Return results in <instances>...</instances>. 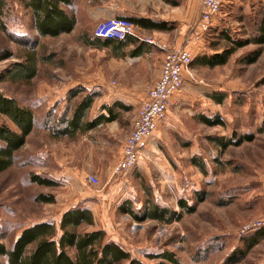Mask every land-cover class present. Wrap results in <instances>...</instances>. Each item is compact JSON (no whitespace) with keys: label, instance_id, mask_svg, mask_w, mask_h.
I'll return each mask as SVG.
<instances>
[{"label":"rangeland","instance_id":"1","mask_svg":"<svg viewBox=\"0 0 264 264\" xmlns=\"http://www.w3.org/2000/svg\"><path fill=\"white\" fill-rule=\"evenodd\" d=\"M6 1L12 37L0 31V56L11 55L0 57V92L31 108L35 127L16 152L14 164L0 173V242L10 247L24 226L57 220L69 208L87 206L96 227L104 228L107 238L143 264L161 262L156 256L165 251L182 264H264V238L245 258L230 261L258 231L241 234L242 227L264 220V44L250 40L261 34L264 0L228 1L203 34L194 59L235 46L232 41L244 45L223 65L189 66L175 103L138 164L117 176L113 168L122 158L141 105L127 99L128 91L149 89L157 82L165 50L182 46L198 24L201 0H72L63 8L75 16V28L58 36L39 35L23 0ZM111 16L143 17L166 29L135 26L139 42L128 44L120 54L111 47L86 44L96 26ZM142 40L148 45L134 58L132 51ZM258 49L255 62L244 61ZM30 51L38 58L36 76L29 82L3 79ZM79 87L85 91L70 99V90ZM87 92L98 93L89 118L108 114L106 107L115 102L128 109L115 104L116 120L73 138L54 137L51 127ZM0 122L15 128L2 114ZM214 138L230 144L222 147ZM33 174L55 185L32 182ZM89 174L98 177L97 185L87 181ZM146 190L159 206L181 212V219L139 221L120 211L126 200L141 210ZM41 193L53 194L55 201H38ZM180 200L194 211L182 209ZM259 231L264 235V226ZM0 264H8L7 259L0 256Z\"/></svg>","mask_w":264,"mask_h":264},{"label":"trees","instance_id":"2","mask_svg":"<svg viewBox=\"0 0 264 264\" xmlns=\"http://www.w3.org/2000/svg\"><path fill=\"white\" fill-rule=\"evenodd\" d=\"M23 5L29 10L34 28L42 36H58L62 33L71 32L76 25L75 16L69 14L63 5H71L72 0H23ZM7 11V1L0 0V31L7 33L8 30L5 15ZM122 17V16H119ZM126 17L134 26L144 28L166 29L162 24H156L143 17ZM261 34L259 38H251L255 43L264 44V19L260 25ZM223 32V31H222ZM228 39L229 34L225 31ZM12 35V34H11ZM12 37V36H10ZM231 39V38H230ZM142 40L139 47L135 48L132 56L141 55L143 46L148 45ZM88 45L97 47H111L117 54L123 51L128 44L138 43V37L132 34L127 35L125 39L102 38L94 34V38L86 40ZM235 46L223 49L221 52L204 54L196 56L190 65L201 63L209 67L225 64L235 49L243 46L242 41H232ZM261 49H258L245 58L247 63L255 62ZM10 53L1 54L2 58L10 57ZM37 61L35 52L30 51L24 62H17L3 79L11 81L29 82L37 74ZM85 91L83 87L71 89L69 98L73 99ZM97 92H87L78 98V101L71 106L59 119V122L51 127V133L54 137H75L79 133H85L96 128L102 123H108L116 120L118 113L114 111V105L128 109L122 102H115L107 106L108 114H100L94 118H89V110L92 108ZM215 97V96H214ZM0 114L6 116L15 128H11L6 123L0 122V173L10 168L15 162L16 152L25 145L28 135L35 127V114L29 107L22 106L14 98L0 92ZM207 123H213L212 120H205ZM222 147H226L230 142H224L221 138H214ZM31 181L44 186H54L55 182L33 174ZM141 210L136 211L130 200H126L121 206L120 211L128 213L132 218L139 221L154 219L166 223L179 220L182 217L181 212H175L166 207H161L151 200L149 190ZM36 199L44 203H53L55 196L53 194H38ZM127 203V206H126ZM182 209L191 213L194 207L188 206L183 200H180ZM83 227H86L82 229ZM91 227V228H89ZM261 229V228H260ZM258 231L254 236L247 239L244 250L233 252L230 261L238 262L245 258L248 250L256 245L261 238H264L262 232ZM244 236V235H243ZM0 256L7 259L8 264H143L142 261L126 250L118 242L107 238L104 228L96 227L95 218L92 210L87 206H75L65 210L59 219L48 220L40 219L36 222L24 226L15 236L10 247L4 242H0ZM162 261L157 264H182L176 258L173 252L165 251L158 256Z\"/></svg>","mask_w":264,"mask_h":264},{"label":"built area","instance_id":"3","mask_svg":"<svg viewBox=\"0 0 264 264\" xmlns=\"http://www.w3.org/2000/svg\"><path fill=\"white\" fill-rule=\"evenodd\" d=\"M229 0H201L202 14L198 24L180 47L165 50V57L160 78L148 89L146 97L141 103L140 112L134 122L131 135L124 143L122 158L113 168V175L128 174L138 164L142 154L148 147L159 124L168 113L178 92L184 84V75L188 71L194 58V50L201 49L203 34L210 31L212 22L222 15V9ZM134 24L126 17H111L100 22L94 34L102 38L125 39L134 33ZM147 41L155 43L148 39ZM87 181L97 185L99 179L94 174L87 176ZM264 226V220H257L245 224L241 234L256 231Z\"/></svg>","mask_w":264,"mask_h":264},{"label":"crops","instance_id":"4","mask_svg":"<svg viewBox=\"0 0 264 264\" xmlns=\"http://www.w3.org/2000/svg\"><path fill=\"white\" fill-rule=\"evenodd\" d=\"M111 17H119V16H111ZM223 17L224 19L222 18L221 20L224 21L226 20V16H224L223 14ZM225 23V21H224ZM218 25H220V23H218ZM219 31V30H218ZM217 31V32H218ZM220 33H222V31H219ZM225 32V31H223ZM216 35H219L218 33H216ZM156 43V42H155ZM153 44V43H152ZM151 51V50H149ZM139 56L141 55H136L134 58H138ZM156 77H159V74L156 75ZM124 90H128L127 88H123ZM140 89V88H139ZM147 89H140V90H129L128 91V95L129 96L127 99H129L130 101H132V103L136 104V105H140L142 103V101L144 100V98L146 97V92H147ZM176 98V97H175ZM175 100V99H174ZM175 103V102H174ZM173 103V104H174ZM141 106V105H140ZM61 216V215H60Z\"/></svg>","mask_w":264,"mask_h":264}]
</instances>
